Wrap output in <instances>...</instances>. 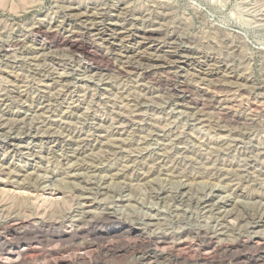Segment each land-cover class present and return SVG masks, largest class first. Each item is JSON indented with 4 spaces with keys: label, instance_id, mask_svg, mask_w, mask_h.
<instances>
[{
    "label": "rangeland",
    "instance_id": "374dc122",
    "mask_svg": "<svg viewBox=\"0 0 264 264\" xmlns=\"http://www.w3.org/2000/svg\"><path fill=\"white\" fill-rule=\"evenodd\" d=\"M46 29L87 57L41 41ZM83 217L79 240L50 239ZM263 219L264 0H0V256L28 245L20 264H67L88 244L91 264H144L122 221L194 240L190 264H235L261 251L211 246L264 242Z\"/></svg>",
    "mask_w": 264,
    "mask_h": 264
},
{
    "label": "bare ground",
    "instance_id": "6f19581e",
    "mask_svg": "<svg viewBox=\"0 0 264 264\" xmlns=\"http://www.w3.org/2000/svg\"><path fill=\"white\" fill-rule=\"evenodd\" d=\"M71 14V13H69ZM81 14V13H80ZM79 14V15H80ZM70 16V15H69ZM73 16V15H72ZM73 18V17H72ZM75 18V17H74ZM89 22V21H88ZM83 24V23H82ZM85 24V23H84ZM83 24V27H84ZM92 26V25H91ZM88 26H86L85 28H87ZM40 26H36L34 27V30L38 33V31L40 30ZM96 28L95 27H88L85 31L84 34H87V32H91V34H95ZM101 31V30H100ZM98 32V31H97ZM35 33V32H34ZM158 33V32H156ZM54 31L51 30H43L40 35H41V41H45V40H49L50 39V45L53 48L56 49H61V48H66L67 50L71 51L72 53L76 54V55H81L83 57H87V53L84 51L83 47L81 45H79L76 40L74 39V35H72L71 37L68 36H57V35H53ZM90 34V35H91ZM93 34V35H94ZM134 36H139L144 40H153L155 34L152 31H148V30H144V31H137V30H133L132 34ZM60 35V34H59ZM121 35V34H120ZM130 35V34H129ZM94 36H96V38L98 36H103L102 33H96ZM115 36V35H113ZM113 36L110 35L109 40H114ZM117 36V35H116ZM127 36V35H126ZM80 38V37H79ZM107 38V37H106ZM116 38V37H115ZM130 38V37H129ZM134 38V37H133ZM93 39V38H92ZM126 39V38H125ZM79 40V39H78ZM97 40V39H96ZM95 40V41H96ZM108 40V39H107ZM108 40V42H110ZM159 40V39H158ZM105 41V40H104ZM153 42V41H152ZM94 43V42H93ZM112 43V42H110ZM96 44V43H95ZM83 45V44H82ZM84 46V45H83ZM149 48V47H148ZM156 48V47H155ZM139 51V50H138ZM150 53V52H149ZM155 53V52H154ZM122 55V54H121ZM149 55V54H148ZM159 56H161L160 54H157ZM132 56V55H131ZM164 57V56H163ZM133 58V57H132ZM156 58V57H155ZM195 58V57H194ZM113 59V58H112ZM117 59V58H116ZM115 60V59H114ZM128 60V59H127ZM125 60V61H127ZM133 60H138V61H142L148 64H155L156 61L154 60L153 57L147 56V54L145 53H139L137 54ZM119 61V59H118ZM109 62V61H108ZM106 61V63H108ZM135 61H133L132 63H134ZM170 62V61H169ZM204 62V61H203ZM117 62H115L116 64ZM138 63V62H137ZM119 64V63H117ZM123 64V63H122ZM125 64V63H124ZM127 64V63H126ZM136 64V63H135ZM121 65V64H120ZM134 65H132L131 63L129 64V66H124L121 65L120 67H115L116 68V72L122 73L124 72V70L126 68H133ZM148 67V66H147ZM210 68V67H209ZM187 88V87H186ZM182 99V98H181ZM183 102V101H182ZM215 102V101H214ZM22 194V193H21ZM230 213V212H229ZM104 218L110 219L112 216L110 215H104ZM102 217V218H103ZM99 218V217H98ZM34 219V218H33ZM95 219V218H93ZM264 220V219H263ZM28 221V219H26L25 221L22 219L21 221H16L17 223L14 224L15 226V230L17 231H13V230H7L6 234L8 235H14V236H18L17 232L18 229L20 228V226H22L23 224H25L24 222ZM158 221V220H157ZM14 222V221H13ZM35 224L38 226H45V227H50L51 224L48 223V221L40 219L35 221ZM95 220L92 219H87L86 217H83L81 221H78L76 223H72L71 225H68L66 227V229L64 231L59 232L58 234H56L55 236H52L50 239H52V241H60L63 238H65L67 236V238L69 237L72 241H77L78 237L85 232L86 230H90L93 225H94ZM106 222V221H105ZM161 222V221H160ZM98 223V222H97ZM101 223V222H100ZM257 223V222H256ZM27 224V223H26ZM34 224V225H35ZM52 224H56V223H52ZM76 224V225H73ZM117 229L118 231L122 232V233H126L128 234H132L135 237L140 239V242L145 240V246H146V253L144 255H142L141 260L143 259L144 261H146L144 264H187L190 262H192L194 260V258L192 256H189L188 253H190V249H193V247L195 246V242L194 240H188L186 239L184 236L179 237L178 239L174 238L171 239L170 236L172 235H167V233L162 234L160 236L158 235H152L153 237L146 239L143 238V236L145 235L144 232L141 233V231L138 228L132 227L131 225H127L125 222L122 221H118L117 223ZM59 225V224H58ZM102 225V224H101ZM96 226V225H95ZM44 227V228H45ZM59 226H57L56 228H58ZM47 229V228H46ZM141 229V228H140ZM22 231V230H21ZM143 231V230H142ZM183 231V230H182ZM191 231V230H190ZM20 232V231H19ZM150 232V231H149ZM153 232V231H152ZM188 232V231H187ZM192 232V231H191ZM1 233V232H0ZM91 233V232H90ZM26 234V233H25ZM34 234V233H33ZM105 234V233H104ZM118 234V233H117ZM120 234V233H119ZM142 234H144L142 236ZM157 234V233H156ZM151 235V234H150ZM183 235V234H182ZM25 236V235H23ZM28 236V235H27ZM33 236V235H32ZM38 236V235H37ZM124 236V235H123ZM149 236V235H148ZM180 236V235H179ZM21 237V236H20ZM26 237V236H25ZM125 237V236H124ZM133 237V236H131ZM174 237V236H173ZM43 238V237H42ZM216 238V237H215ZM251 238V237H250ZM31 239V238H29ZM79 240V239H78ZM150 240L152 241L150 244ZM213 238L209 236V242L212 243ZM26 241V240H25ZM208 241V240H207ZM212 241V242H211ZM23 242V241H22ZM27 242V241H26ZM53 242V243H54ZM55 242V243H56ZM46 243V242H44ZM64 243V242H63ZM62 243V244H63ZM137 243V242H136ZM209 243V244H210ZM215 243V242H214ZM11 244V243H10ZM57 244V243H56ZM67 244V243H65ZM121 245V244H119ZM133 245V244H132ZM142 245V244H141ZM252 246L255 248V250L257 249L258 251H261L257 254H253L247 257H241L238 256L236 257L232 262L235 264H264V242L260 239H245V238H241L233 243H222L221 241L218 243H215L214 246H211L212 252L213 251H221L223 254L230 251L233 248H242V246ZM68 246V245H65ZM136 246V245H135ZM37 247V246H36ZM133 247V246H132ZM69 248V247H68ZM89 248L88 244H79V248L76 250L78 252V254L74 257V259H72L71 261H69L67 264H91V260L88 259L86 261V250ZM118 247L111 246V247H105L103 248V250L106 253H109L116 250ZM102 249V248H101ZM143 249V248H141ZM211 249L209 248H205V252L203 253L201 257V259L203 261H208V259H210V254H212V252H209ZM69 250V249H68ZM100 250V249H99ZM190 250V251H189ZM254 250V251H255ZM71 251V250H69ZM90 251V250H89ZM92 251V250H91ZM117 251V250H116ZM36 252H38V248H33L30 247L28 245H21L18 248H12V247H8L7 249L4 248V250H2V256H0V264H20V262L24 261V259L26 257H35L37 254ZM68 252V251H66ZM95 252V251H94ZM101 252V251H100ZM193 252V250H192ZM232 252V251H231ZM235 252V251H233ZM50 253L53 254H57L59 253V249L53 250ZM98 253V252H97ZM114 253V252H113ZM215 253V252H214ZM219 253V252H218ZM256 253V252H255ZM141 254V253H140ZM229 254V253H228ZM227 254V255H228ZM252 254V252H251ZM64 255V254H62ZM97 255V254H95ZM248 255V254H247ZM55 256V255H54ZM234 256V255H233ZM64 257V256H63ZM196 258V256H194ZM214 257V256H213ZM223 257V256H222ZM227 257V256H225ZM44 258V257H42ZM59 258V257H58ZM212 258V257H211ZM41 259V258H40ZM68 259V258H67ZM200 259V260H201ZM215 259V258H214ZM227 259V258H225ZM29 260V259H28ZM216 260V259H215ZM43 261V260H42ZM66 258L61 259L59 262H57L56 264H65ZM211 261V260H210ZM195 262V261H194ZM213 262V261H212ZM211 262V263H212ZM28 263H31L28 262ZM134 263V262H133ZM32 264V263H31ZM218 264H230V262L224 260V259H219V263Z\"/></svg>",
    "mask_w": 264,
    "mask_h": 264
}]
</instances>
